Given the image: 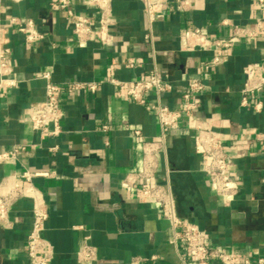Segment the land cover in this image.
I'll list each match as a JSON object with an SVG mask.
<instances>
[{"label":"crops","instance_id":"crops-1","mask_svg":"<svg viewBox=\"0 0 264 264\" xmlns=\"http://www.w3.org/2000/svg\"><path fill=\"white\" fill-rule=\"evenodd\" d=\"M50 1L0 0V38L11 49L10 78L16 81L13 87L0 89V153L25 147L15 160L0 162V185L6 181L10 186L24 169L53 173L33 180L47 206L42 237L53 251L50 264H77L76 253L86 237L96 260L85 264H132L136 259L140 264H180L182 251L171 243L173 231L159 207L124 184L128 174L140 170L142 153L123 125L153 138L159 134L157 121L126 99L124 87L107 82L134 80L154 66L174 85L162 99L171 108L178 107L191 78L207 84L208 90L194 99L195 117L215 126L240 185L230 205L222 206L202 171L205 159L184 117L181 128L166 138V155L157 157L158 179L161 184L168 181L177 215L205 230L215 247L264 258V151L255 141L256 134L264 135V89L251 99V104L261 103L260 112L238 103L244 68L264 65V14L256 0H192L183 12L169 9L174 0H165L168 8L152 27V47L144 39L148 27L138 0H112L113 42L102 46L92 41L83 47L77 45L65 13L51 8ZM70 3L77 11L88 12L80 0ZM13 17L34 20L46 39L24 44L9 25ZM224 20L248 27L256 37L235 45L221 66L201 74L200 65L213 53L188 49L182 33L192 29L225 37L231 26L222 24ZM128 63L136 66L129 69ZM44 72H50L57 85L104 84L93 95L64 93L60 132L42 138L30 128L27 114L44 98V83L37 79ZM103 126L108 130L102 131ZM32 205L30 198L15 201L9 226L0 225V264H29L25 241Z\"/></svg>","mask_w":264,"mask_h":264},{"label":"built area","instance_id":"built-area-1","mask_svg":"<svg viewBox=\"0 0 264 264\" xmlns=\"http://www.w3.org/2000/svg\"><path fill=\"white\" fill-rule=\"evenodd\" d=\"M19 3L23 0H6ZM88 12L82 13L74 9L70 0H51L49 5L65 13L67 22L79 47L95 41L102 46L109 45L114 40L113 29L116 25L112 13V0H80ZM147 23V33L144 39L153 44L152 27L157 17L168 4L165 0H138ZM192 0H174L169 9L186 11L191 7ZM256 7L264 14V0H256ZM231 26V33L225 37H215L198 30L188 29L182 33V40L190 50L212 51L211 59L203 62L200 67L201 74L221 66L229 52L237 44L249 38H255L256 33L246 26L234 25L230 20L222 22ZM9 25L16 33L23 37L26 45L42 43L46 35L41 32L34 20L10 18ZM11 49L0 38V89L13 87L16 83L10 76L13 73V64L10 61ZM127 68L132 69L135 63H128ZM244 81L239 91V107L250 108L258 113L262 109L261 103L251 104V99L258 96L264 89V65L249 64L244 70ZM37 79L44 83V98L29 107L27 121L30 128L44 138L55 136L60 132V123L64 118L62 95L77 94L93 95L97 93L104 81H68L57 85L52 82L51 73H41ZM114 87H124L125 97L132 103L142 106L152 114L158 124L159 134L147 138L135 126L125 123L124 130L130 139L138 144L142 153L140 170L128 174L124 184L138 189L143 201L153 203L159 207L161 216L168 221L173 231L171 243L179 247L182 255L178 256L180 264H264V258L259 256L241 255L228 252L211 245L208 233L198 225L181 219L175 208L170 185L161 184L158 179V155H166V138L170 133L181 128L184 117L188 118V128L194 132L196 148L205 159L202 167L208 182L222 206H229L237 195L240 185L233 177V163L225 152L226 144L219 137L215 126L207 124L195 117L197 104L194 99L208 90L207 84L201 78H191L180 93V104L171 108L163 103V97L174 90V85L167 75L161 73L156 66L148 72L141 74L131 81L109 79L107 81ZM50 128L52 130H50ZM108 127L103 126L102 131ZM255 141L261 143L264 151V135H255ZM25 147H14L0 153V162L7 163L15 160ZM52 150H55L53 148ZM244 153L241 154L243 156ZM53 173L34 172L24 169L14 182L8 186L6 181L0 185V225L9 226V212L15 201L30 198L32 205V223L25 241V255L29 264H50L53 251L49 243L42 237L44 223L48 218L47 206L42 192L34 185L36 178H49ZM5 191H2L4 190ZM86 237L76 253L77 264H85L96 260L95 249L88 244ZM132 264H140L136 259Z\"/></svg>","mask_w":264,"mask_h":264}]
</instances>
